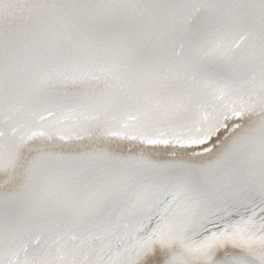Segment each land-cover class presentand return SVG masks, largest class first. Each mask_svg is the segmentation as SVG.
<instances>
[{
  "label": "snow or ice",
  "instance_id": "6c2138e0",
  "mask_svg": "<svg viewBox=\"0 0 264 264\" xmlns=\"http://www.w3.org/2000/svg\"><path fill=\"white\" fill-rule=\"evenodd\" d=\"M0 264H264V0H0Z\"/></svg>",
  "mask_w": 264,
  "mask_h": 264
}]
</instances>
